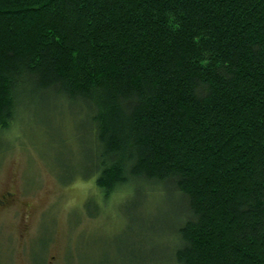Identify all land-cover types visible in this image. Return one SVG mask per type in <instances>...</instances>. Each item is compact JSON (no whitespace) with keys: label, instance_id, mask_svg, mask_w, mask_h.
Wrapping results in <instances>:
<instances>
[{"label":"trees","instance_id":"1","mask_svg":"<svg viewBox=\"0 0 264 264\" xmlns=\"http://www.w3.org/2000/svg\"><path fill=\"white\" fill-rule=\"evenodd\" d=\"M45 105L63 183L153 199L133 264H264V0H0V134Z\"/></svg>","mask_w":264,"mask_h":264},{"label":"rangeland","instance_id":"2","mask_svg":"<svg viewBox=\"0 0 264 264\" xmlns=\"http://www.w3.org/2000/svg\"><path fill=\"white\" fill-rule=\"evenodd\" d=\"M15 119L22 127L14 121L0 134V264H133L130 250L141 249L134 242L148 238L140 212L152 215L153 199L134 211L125 191L103 197L93 180L63 183L65 158L81 148L76 140L53 149L49 105L18 110ZM160 253L154 264H161Z\"/></svg>","mask_w":264,"mask_h":264}]
</instances>
